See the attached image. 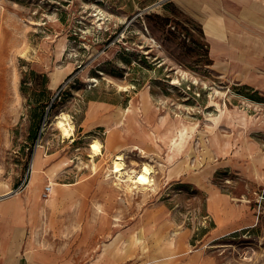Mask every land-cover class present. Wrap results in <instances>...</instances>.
Returning a JSON list of instances; mask_svg holds the SVG:
<instances>
[{
    "label": "rangeland",
    "instance_id": "obj_1",
    "mask_svg": "<svg viewBox=\"0 0 264 264\" xmlns=\"http://www.w3.org/2000/svg\"><path fill=\"white\" fill-rule=\"evenodd\" d=\"M0 74V194L37 163L30 264H264V0H0ZM211 190L250 223L216 237Z\"/></svg>",
    "mask_w": 264,
    "mask_h": 264
},
{
    "label": "crops",
    "instance_id": "obj_2",
    "mask_svg": "<svg viewBox=\"0 0 264 264\" xmlns=\"http://www.w3.org/2000/svg\"><path fill=\"white\" fill-rule=\"evenodd\" d=\"M32 188L27 187L25 193L0 199V264H30L38 260L30 249L31 244L24 239L25 227L32 223L34 216H41L40 198L32 193ZM207 210L213 218L216 237L236 230L240 224L248 225L251 221L249 216H243L239 206L228 200L226 194L217 190L209 192Z\"/></svg>",
    "mask_w": 264,
    "mask_h": 264
},
{
    "label": "bare ground",
    "instance_id": "obj_3",
    "mask_svg": "<svg viewBox=\"0 0 264 264\" xmlns=\"http://www.w3.org/2000/svg\"><path fill=\"white\" fill-rule=\"evenodd\" d=\"M209 31V25H206V30ZM2 82V75L0 74V83ZM0 89V94H1ZM55 128H57L63 137L69 138L71 135H73V125L71 121L69 120L68 116L64 113H57L54 116V121L52 123ZM92 150V157L96 155H102L103 151L101 145L99 142H93L91 145ZM134 149L139 150L141 154H145V151L138 146H134ZM38 161V160H37ZM93 161V158H92ZM36 172H37V163L35 157L32 159L30 163V171L28 176V181L26 186L31 189L34 185L35 178H36ZM109 174H113V176L120 180L126 182L127 188H137L138 186L145 187L147 185H151L153 183V169L151 166L147 163H143L139 170L136 169H127L126 164L123 161V157L121 154H116L115 158L112 161L111 168L109 169ZM52 184V192L54 186L57 184L55 181H51ZM14 195V192L9 190L5 193L0 194V199L12 196ZM137 242H140V239H136Z\"/></svg>",
    "mask_w": 264,
    "mask_h": 264
},
{
    "label": "built area",
    "instance_id": "obj_4",
    "mask_svg": "<svg viewBox=\"0 0 264 264\" xmlns=\"http://www.w3.org/2000/svg\"><path fill=\"white\" fill-rule=\"evenodd\" d=\"M24 184H25V181H23L15 191L13 192H16V191H20L23 189L24 187ZM52 189V186L50 183H47L44 188H43V192H42V196L43 197H47L49 194H50V191ZM255 205L257 206V209L258 210H261V209H264V190L260 191V193L258 194V198L256 199V203ZM259 213V212H258Z\"/></svg>",
    "mask_w": 264,
    "mask_h": 264
},
{
    "label": "trees",
    "instance_id": "obj_5",
    "mask_svg": "<svg viewBox=\"0 0 264 264\" xmlns=\"http://www.w3.org/2000/svg\"><path fill=\"white\" fill-rule=\"evenodd\" d=\"M55 101V100H54ZM53 107V104H51L50 103V106H49V109H51ZM46 113H48V110H47V112ZM47 115V114H46ZM46 118V117H45Z\"/></svg>",
    "mask_w": 264,
    "mask_h": 264
},
{
    "label": "water",
    "instance_id": "obj_6",
    "mask_svg": "<svg viewBox=\"0 0 264 264\" xmlns=\"http://www.w3.org/2000/svg\"><path fill=\"white\" fill-rule=\"evenodd\" d=\"M157 4H158V3H157ZM157 4H154V5L150 6L149 8H147V10L150 9V8H152V7H154V6H156Z\"/></svg>",
    "mask_w": 264,
    "mask_h": 264
}]
</instances>
